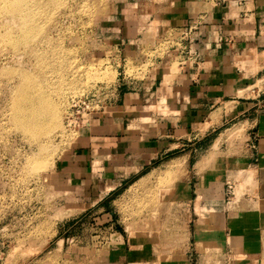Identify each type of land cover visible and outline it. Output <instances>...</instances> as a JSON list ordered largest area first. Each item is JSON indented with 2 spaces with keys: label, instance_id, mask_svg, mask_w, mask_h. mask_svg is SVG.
<instances>
[{
  "label": "rangeland",
  "instance_id": "rangeland-1",
  "mask_svg": "<svg viewBox=\"0 0 264 264\" xmlns=\"http://www.w3.org/2000/svg\"><path fill=\"white\" fill-rule=\"evenodd\" d=\"M10 1L0 0V264H264V211L258 256L218 215L226 205L256 221L245 121L264 110V73L237 86L223 120L204 121L193 136L159 130H171L163 74L179 76L198 56L188 22L223 0H32L15 15L5 11ZM236 1L244 0L223 6ZM256 53L237 56L238 74L255 77ZM121 93L141 98L132 120L155 126L147 139L178 144L143 169L110 143L88 148L86 159L73 154L98 114L105 111L107 133L119 128L108 107ZM27 94L38 127L17 118ZM160 117L168 123L159 127Z\"/></svg>",
  "mask_w": 264,
  "mask_h": 264
},
{
  "label": "crops",
  "instance_id": "crops-1",
  "mask_svg": "<svg viewBox=\"0 0 264 264\" xmlns=\"http://www.w3.org/2000/svg\"><path fill=\"white\" fill-rule=\"evenodd\" d=\"M225 1L217 4V9L206 19L198 15L188 22L190 25L188 34L192 36V39L198 37L189 49H193L191 52L197 53L198 56L190 65L179 68V76L163 74V81L166 77L170 78L168 97L171 101L168 107L170 111L168 122L171 124V130L159 128L160 132L168 133L176 130V133L182 132L184 136H193L194 132L204 125V121L213 118H217L219 121L223 120L229 113L226 108L228 103L226 99L233 97L237 86L247 82L250 84L258 82L256 76L264 73V50L259 51L261 47H264V0L236 1V7L231 2L224 7ZM249 5L251 8L247 10ZM235 10L236 14H234ZM219 36H222L225 42L215 43L214 37L218 39ZM249 50H255L258 58L255 63L251 64L253 65L251 71L255 72V77L252 75L247 78L246 73L238 74L237 72V67H239L237 56ZM156 80L161 82L160 86L162 87V81L157 78ZM160 89L158 88L156 93H160ZM250 105L257 106L254 103ZM108 108L114 109L113 118L110 120L111 124L119 125V128L107 133L104 128L108 125V118L103 114L105 111L98 114L93 121L96 123L97 129L81 135L73 152L75 157L80 155L86 159L88 148H91L92 153H99L101 147H107L110 143L118 148L116 151L121 156H125L129 152L133 153L135 157L132 161L141 163V169H143L159 155L161 156L169 146L176 144H157L147 139L150 131L152 130L154 133L156 129L155 126L154 129L151 126L148 127L145 121L143 125L140 123L139 126H134L135 120L132 118L140 113L142 108V100L138 95L121 93L119 102ZM117 108H124L125 111H119ZM126 109L133 110V112L126 113ZM163 120L160 117V121ZM126 122H131L127 129H125ZM168 122L157 124L160 127ZM245 123L248 126L246 132L248 150L243 161L255 171V178L258 181L255 193L257 197H251L252 200H250L252 203L250 205L256 208L255 216L251 212L249 217L253 219L255 217L256 221L249 224L243 222L240 219L243 216L229 214L226 205L223 209L218 210V215H223L228 230L236 227L242 233L241 238L246 243L248 256H258L262 252V245L257 238L259 229L256 227L260 223L257 216L258 212L262 215L264 211V110L256 111L255 115H252ZM124 135L127 137L123 138ZM109 151L105 150V152ZM253 161L257 164L252 165ZM189 188L191 190V185ZM258 201H260V208L256 207Z\"/></svg>",
  "mask_w": 264,
  "mask_h": 264
},
{
  "label": "bare ground",
  "instance_id": "bare-ground-1",
  "mask_svg": "<svg viewBox=\"0 0 264 264\" xmlns=\"http://www.w3.org/2000/svg\"><path fill=\"white\" fill-rule=\"evenodd\" d=\"M30 1H32V0H11L10 1L11 2L10 8H6L5 11H6V13L8 12L9 14L15 15L18 13V11L21 10L20 6L22 5V3L27 2V5H31L32 2H30ZM22 22H23L24 26L26 27V29H28V30H31L32 27L34 26L33 25L34 22H32V20H27L26 18H24L22 20ZM27 97H28V94L23 95L20 103L18 104V107H17L18 116H17V118L22 117V121L24 120L25 127H27L29 125V123H31L33 125L32 127H36V126L38 127L39 115L35 111H32L30 109V105L32 102H29L27 100ZM32 131H33V129H32Z\"/></svg>",
  "mask_w": 264,
  "mask_h": 264
},
{
  "label": "built area",
  "instance_id": "built-area-1",
  "mask_svg": "<svg viewBox=\"0 0 264 264\" xmlns=\"http://www.w3.org/2000/svg\"><path fill=\"white\" fill-rule=\"evenodd\" d=\"M190 53H192V52L190 51ZM80 109H81V107H79V109L73 113L74 119H76L75 117H78L81 114Z\"/></svg>",
  "mask_w": 264,
  "mask_h": 264
}]
</instances>
